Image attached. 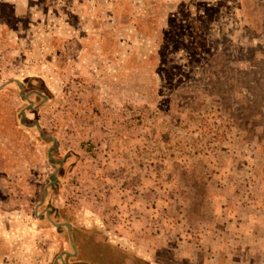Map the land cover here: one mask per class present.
Wrapping results in <instances>:
<instances>
[{
	"label": "rangeland",
	"instance_id": "rangeland-1",
	"mask_svg": "<svg viewBox=\"0 0 264 264\" xmlns=\"http://www.w3.org/2000/svg\"><path fill=\"white\" fill-rule=\"evenodd\" d=\"M59 221L101 264H264V0H0V264Z\"/></svg>",
	"mask_w": 264,
	"mask_h": 264
},
{
	"label": "flooded vegetation",
	"instance_id": "flooded-vegetation-1",
	"mask_svg": "<svg viewBox=\"0 0 264 264\" xmlns=\"http://www.w3.org/2000/svg\"><path fill=\"white\" fill-rule=\"evenodd\" d=\"M37 215L40 217L43 216L42 214ZM52 223L56 227L58 234H65L64 231L66 232L65 244L54 258L53 264H101L111 260L108 258V260L105 261L106 255L99 248L93 246L94 243H98L95 242V240H80L79 231L75 230V225L73 223L65 221ZM90 254L93 255L90 256V258H86Z\"/></svg>",
	"mask_w": 264,
	"mask_h": 264
}]
</instances>
